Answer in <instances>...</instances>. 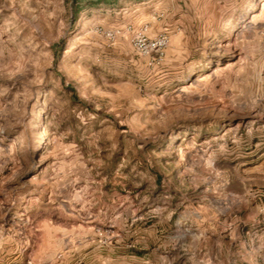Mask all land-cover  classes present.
<instances>
[{
    "label": "rangeland",
    "instance_id": "1",
    "mask_svg": "<svg viewBox=\"0 0 264 264\" xmlns=\"http://www.w3.org/2000/svg\"><path fill=\"white\" fill-rule=\"evenodd\" d=\"M30 261L264 264V0H0V264Z\"/></svg>",
    "mask_w": 264,
    "mask_h": 264
},
{
    "label": "built area",
    "instance_id": "2",
    "mask_svg": "<svg viewBox=\"0 0 264 264\" xmlns=\"http://www.w3.org/2000/svg\"><path fill=\"white\" fill-rule=\"evenodd\" d=\"M166 45V39L165 38H159L153 43V47L160 48L164 47ZM28 264H33L31 261Z\"/></svg>",
    "mask_w": 264,
    "mask_h": 264
}]
</instances>
